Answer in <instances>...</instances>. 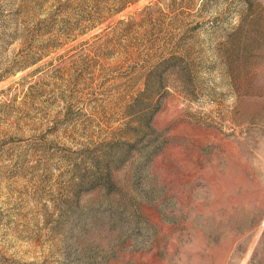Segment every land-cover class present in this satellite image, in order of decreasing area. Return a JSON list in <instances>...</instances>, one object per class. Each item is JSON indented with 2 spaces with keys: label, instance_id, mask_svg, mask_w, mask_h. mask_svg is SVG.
Listing matches in <instances>:
<instances>
[{
  "label": "rangeland",
  "instance_id": "obj_1",
  "mask_svg": "<svg viewBox=\"0 0 264 264\" xmlns=\"http://www.w3.org/2000/svg\"><path fill=\"white\" fill-rule=\"evenodd\" d=\"M0 264H264V0H0Z\"/></svg>",
  "mask_w": 264,
  "mask_h": 264
}]
</instances>
